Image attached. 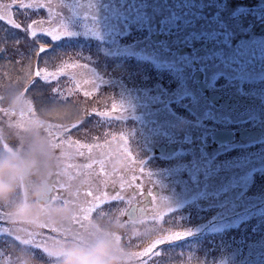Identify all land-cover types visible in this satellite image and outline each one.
<instances>
[{
  "label": "rangeland",
  "instance_id": "obj_1",
  "mask_svg": "<svg viewBox=\"0 0 264 264\" xmlns=\"http://www.w3.org/2000/svg\"><path fill=\"white\" fill-rule=\"evenodd\" d=\"M220 1L41 0L46 10L24 13L26 19L45 20V27L62 24L66 29L67 34L59 39L43 35L36 38L35 44L49 46L41 59L51 60L48 64L40 63L39 67H47L49 71L61 65L76 67L67 68L59 79L62 96L68 99L49 100L51 89L42 84L29 89L27 94L24 92L31 71L34 78L35 58L31 62L19 56L0 59V113H3L0 115V150L23 151L35 142V137L51 149L53 163L47 179H52L54 192L57 174L62 171L64 174L58 179L73 192L79 191L81 201L91 200L85 193L92 190L98 194V188L114 194L112 185L104 188L98 185L96 177L89 186L86 168L79 169L78 174L77 169L69 167L88 164L86 150L85 155H79L75 148H69L67 158L60 161L59 151L46 134L50 125L70 128L83 118L85 109L109 111V117L99 123L92 120L69 135L81 143H102L104 134L111 133L106 137L113 151L110 166L121 175L125 173V180L133 174L137 177L122 195L131 196L133 200L144 198L149 209L153 207L155 195L162 217L155 222L150 216L130 221L118 210L126 205L117 202L103 207L106 215L94 214L91 227L95 221L101 224L87 231L79 226L75 228L72 221L70 225H28L30 229L26 224L11 227L20 241L12 245L7 237L0 239V253H3L0 264L6 258L4 254L17 255L24 264L28 255L32 257V264H58L53 255L56 246L71 242L74 229L78 231L76 237L82 240L92 230L109 227L113 222L125 225L123 231L113 235L127 252L128 264H145L142 258L134 257L136 251H142L162 231L169 229L189 234L159 246L157 251H163L164 255L149 257L153 264H264V135L255 141L218 144L209 151L193 149L177 154L152 151L154 142L178 138L185 127L210 133L236 119L227 109L202 101L200 92L191 87L193 65L189 57L175 52L187 42L201 40L202 31L220 32L227 28L222 20ZM3 3H11V0H0V4ZM251 13L255 15V11ZM262 18L261 15L260 20ZM5 35L7 42L3 39ZM13 40L25 52L33 43L24 33L0 22V48L6 43L11 45ZM247 40L249 46L240 38L236 45L235 42L224 43L215 52L196 57L209 84H235L238 73L242 86L254 85L248 95L264 102V41L256 37ZM160 43L163 47L154 51ZM220 69L221 74L217 73ZM88 80L96 81L99 92L85 83ZM77 82L81 83L79 91L75 90ZM68 89H73L71 94ZM84 91L92 95L85 97ZM172 92L175 95H169ZM113 101L121 105L120 112L112 111ZM169 110H173L174 115L164 117L163 113ZM21 113L26 114L23 127L17 126ZM120 135L129 137L128 155L132 152L138 161H143V165H139L145 168L143 176L138 170L130 172V167L135 169L137 165H132L128 156L118 154L124 147V141L116 139ZM96 137L102 138L97 141ZM238 139L236 134L235 140ZM119 156L126 158V170L117 168ZM94 157L103 158V153L95 152ZM137 185H143V189L133 191ZM56 194L64 193L58 190ZM48 202L63 203L51 199ZM71 205L77 211L76 206ZM0 212L5 214L0 217L5 219L0 223V232H3L13 225V220L7 207L0 206ZM139 228L143 231L137 234ZM35 240H43L40 250L32 247Z\"/></svg>",
  "mask_w": 264,
  "mask_h": 264
},
{
  "label": "snow or ice",
  "instance_id": "obj_2",
  "mask_svg": "<svg viewBox=\"0 0 264 264\" xmlns=\"http://www.w3.org/2000/svg\"><path fill=\"white\" fill-rule=\"evenodd\" d=\"M43 9V5L41 0H11V3H3L0 4V22L5 23L11 28L18 30L26 35V37L33 41L32 44L29 45L27 52L22 51L13 40L11 45L6 43V46L0 48V59H10L14 56H19L22 59H27L28 61H32L33 58L37 60V67L34 72L31 71L29 73V80L26 82L24 92L27 94L29 89H36L38 85H44L50 87L51 92L49 96V100L54 99L55 97H62L63 99H68V97L62 96V92L59 85V79L63 75H65L67 68L76 67V65H61L55 71H49L47 67L41 69L39 67L40 63L48 64L51 60L41 57L49 51V46L44 44H35V40L39 36H48L50 39L55 40L61 38L62 35L67 34L64 25L60 24L58 27L51 28L45 27L46 21L43 19H26L24 16L25 12L31 11L33 14L36 12H40ZM46 10V9H43ZM19 20V22H17ZM30 20V23L28 22ZM5 42H7V35L3 38ZM9 47L12 48V52L9 53ZM81 67H84L81 65ZM85 83L92 85V87L99 92V88L97 87L95 80H88ZM81 89V83L77 82L75 84V90L79 91ZM73 89H68L69 94ZM83 95L88 97L92 95L89 91H84ZM112 111H121V105L115 101L111 104ZM3 113H0L2 115ZM110 116L109 111H100L97 109H92L89 112L85 109V114L83 118L79 122H74L71 127H64L62 125H50L46 129V134L49 140L52 142L57 151H59L60 161L63 158H67L68 149L75 148L77 154L85 155L84 150L87 151V158L90 161L86 165H76L72 164L69 167L77 169L78 174L79 169L86 168L88 171L86 173L88 177L89 186H91L93 177L98 178V185H102L104 188H107L109 185H112L114 188V194H110L107 191H99L97 189L98 194H94L92 190H89L85 193L87 197H91V200L81 201L79 199L80 193L79 191L73 192L71 188L65 183L61 182L58 177L63 175L64 173L60 171L57 174V181L55 183V192L51 199L53 201L61 200L64 204H74L76 206V214L72 219V222L78 225L82 230L87 231L92 223H93V215L104 214L102 209L106 204L109 203H123L126 206L122 209H118L120 214L126 216L128 220H133L141 217H151L153 222L157 221L162 217V214L159 212L158 207L156 206L157 197L154 195L152 199L153 207L149 209L146 205L141 206L139 202L133 203V198L129 196L126 198L122 195V191L129 185L132 184L134 180H137L135 174L131 176L130 179L125 180V173L121 175L116 172L111 166V160L113 157L112 144L111 141L106 137L111 135V133L104 134L103 142L97 143H81L79 140H74L70 137V133L72 130H79L84 127V125L88 124L90 121L95 120L97 123L101 121L103 118H107ZM26 119V114L21 113L20 119L17 121V126L23 127ZM106 122V121H105ZM11 123V122H10ZM87 135V133H85ZM67 137V138H65ZM102 137H96L95 139L99 141ZM116 139L124 141V147L121 149L120 153L125 156H128V159L131 161L132 165H137V168L129 169L130 172L135 173V171H139L141 176L145 174V168L139 167V165H143L142 160H137L136 157L132 154L128 155L130 151L127 142L129 137L127 135H120L116 137ZM124 149H128L125 151ZM103 153V158H95L94 153ZM147 176L151 178V172L147 170ZM143 189V185H137L133 191H137ZM58 190H63V195H57ZM65 196L67 198H65ZM168 208V207H167ZM5 214L0 212V217H3ZM5 219L0 218V223H4ZM189 233L181 230V231H173L167 230L162 231L161 235L157 238L150 241L147 246H144L142 251H136L134 257L142 258L145 261V264H153L152 260H149V257H162L164 255L163 251H157L159 246L168 244L172 241H176L181 239L182 237L188 235ZM7 237L15 241L17 237L13 234L11 228L6 231L0 232V238ZM46 239V238H45ZM43 240H35L32 244V247L36 250L39 249V245L43 244Z\"/></svg>",
  "mask_w": 264,
  "mask_h": 264
},
{
  "label": "flooded vegetation",
  "instance_id": "obj_3",
  "mask_svg": "<svg viewBox=\"0 0 264 264\" xmlns=\"http://www.w3.org/2000/svg\"><path fill=\"white\" fill-rule=\"evenodd\" d=\"M218 4L222 11V20L227 28L220 30V32L217 30H209L207 32L202 31L200 33L202 36L201 40L187 42L186 46L177 47L175 52L177 54L185 53V55L189 57L188 59L193 65V82L191 87L200 92L202 101L204 103L214 104L227 109L232 116L234 115L236 117V119L234 122H230L225 127L214 128L210 131V133H206L198 128H192L190 126L187 128L185 127L180 131V133H182V135H180L182 138L180 136L175 138V136L173 137L175 139L169 138L154 142L152 151H155L156 154H177L180 151L193 149H204L209 151L218 144L244 140L255 141L261 139L264 135V102L256 99L252 95H248L250 93L249 91L254 89V85L253 87L242 86L243 82L238 81V78H240L238 73H236L235 84H231L229 86L209 84L205 71L200 68L201 62L196 57L199 54L213 53L215 52V49L221 48L224 43L231 42L232 44L235 42L236 45V43H239L240 38L244 39L246 46H249V41L247 40L248 38L256 37L261 38L264 41V18L260 20L261 15L264 17V0H221ZM254 11L256 16L251 13ZM162 47L160 43L154 51L158 52L159 48ZM172 52L173 51H170V53ZM217 73L221 74L223 73V70L220 69ZM173 93L174 92L169 93V95H172ZM163 114L164 117H170L171 115H174V111H165ZM243 128H262L263 131L259 133L257 137L251 138L248 135L241 136L240 130ZM216 129L231 130L233 133L232 139L230 141L223 142L215 140L213 138V131ZM236 134L239 136L238 140H235ZM47 182L51 186V192L48 197L50 200L54 193V186L52 179H47ZM137 202H139L141 206H145L147 204L144 198H135L133 200V203ZM99 224L101 223L95 221L94 225L97 228ZM68 225H70V223ZM68 225L66 228L69 229ZM74 225L75 228H78V225ZM94 225L90 228H94ZM20 226H22V224L13 222V225L8 228H20ZM14 235L17 237L15 241H20L17 234ZM76 235H78V231L74 229L70 241L73 239H79ZM5 238L6 237H3V239ZM7 240L9 241L11 239L7 238ZM11 244H14L13 240H11ZM0 254L3 255V253ZM4 255L6 256V258H3V263L5 264H24L23 262L20 263L17 255Z\"/></svg>",
  "mask_w": 264,
  "mask_h": 264
},
{
  "label": "clouds",
  "instance_id": "obj_4",
  "mask_svg": "<svg viewBox=\"0 0 264 264\" xmlns=\"http://www.w3.org/2000/svg\"><path fill=\"white\" fill-rule=\"evenodd\" d=\"M34 140L23 151L0 150V206L7 207L10 219L16 223L33 227L45 223L69 224L76 214L75 208L71 204L48 202L51 186L47 177L53 163L51 149L35 137ZM116 166L121 171L126 170V158L119 156ZM124 229L122 222H113L109 227L92 230L82 240L57 245L53 255L58 264H128L127 252L113 235ZM141 231L143 229L139 228L137 234ZM25 260L26 264H32L31 255Z\"/></svg>",
  "mask_w": 264,
  "mask_h": 264
},
{
  "label": "water",
  "instance_id": "obj_5",
  "mask_svg": "<svg viewBox=\"0 0 264 264\" xmlns=\"http://www.w3.org/2000/svg\"><path fill=\"white\" fill-rule=\"evenodd\" d=\"M263 129L255 128V129H247L243 128L240 130L241 136L248 135L251 138L257 137L259 133H261ZM233 137V133L229 129H216L213 131V138L217 141H230ZM162 149V148H160Z\"/></svg>",
  "mask_w": 264,
  "mask_h": 264
}]
</instances>
